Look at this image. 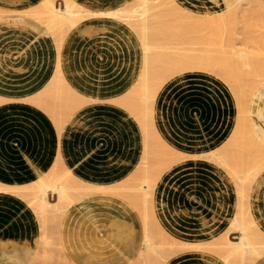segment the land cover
Returning <instances> with one entry per match:
<instances>
[{"label":"bare ground","instance_id":"6f19581e","mask_svg":"<svg viewBox=\"0 0 264 264\" xmlns=\"http://www.w3.org/2000/svg\"><path fill=\"white\" fill-rule=\"evenodd\" d=\"M97 18L115 25L117 34L114 41L96 45L106 48L103 55L87 41L104 29L93 27ZM258 21L264 25V0H130L114 5H92L88 0H0V23L26 25L38 34L53 36L55 69L44 83L43 93H37L32 101L50 115L59 136L70 114L92 101L107 100L127 110L144 144L140 163L127 178L114 184L99 182L98 177L90 182L86 178L95 175L92 169L79 161L76 167L71 166L60 152L53 159L59 168L54 166L49 176L36 170L28 186L0 181V193L21 196L32 217L41 223L40 233L32 240L0 238V264L5 259L12 264H165L170 254L183 250L209 253L220 264H264L260 221V202L264 200V53L258 49L264 46V36L251 30ZM195 30L201 35L192 36ZM70 39L91 68L115 64L124 50L126 55L139 53L138 77L116 83L121 93L105 99L93 94L95 86L85 74L76 82L71 80L64 56ZM250 42L257 44L253 45L259 51L251 50ZM200 43L215 48L193 46ZM190 70L222 78L237 108L226 142L199 154L223 169L236 191L235 209L222 231L212 229L215 215L201 218L203 227H211L207 238L187 235L175 226L176 217L166 207L160 183L167 168L187 155L160 126L159 96L168 80ZM248 77L253 80L247 81ZM3 101L0 98V103ZM90 111L85 113L91 116ZM112 170L107 175L113 181L124 176L125 170ZM114 196L132 217L112 214L106 224L99 225L93 217L84 216L70 228L66 225L73 208L80 211L78 206L85 199L108 204ZM0 216L2 222L6 215ZM48 223L56 225L49 227L56 228L52 234L56 241L49 239ZM107 249L119 253L108 256Z\"/></svg>","mask_w":264,"mask_h":264},{"label":"rangeland","instance_id":"374dc122","mask_svg":"<svg viewBox=\"0 0 264 264\" xmlns=\"http://www.w3.org/2000/svg\"><path fill=\"white\" fill-rule=\"evenodd\" d=\"M126 1L130 0H88L92 5L100 3L114 5ZM260 21L254 25L256 28L253 27L251 30L255 35L264 36V25ZM93 27L104 29L87 41L94 48L93 50L103 55L102 50L106 48H96V45L108 39L113 41L116 39L115 25L110 24L107 19L97 18L94 19ZM239 31L241 32L242 29ZM75 32H72L68 38H71ZM199 32L195 30L190 34L199 36L201 35ZM51 38L53 39L52 35L38 34L26 25L12 26L0 23V57H2L0 98L4 99L0 107L13 105L10 110L14 111L9 131L0 135L6 145H10L14 155L10 152H0V164L3 167L11 166L18 173L15 177L4 176L0 179L7 185L28 186L32 183V172L17 157L21 150L35 159L40 168H44L43 174L46 176H49V173L51 175L54 166L59 168L54 163L44 162L43 158L47 153L52 152L54 147L55 128L52 118L32 101L37 93H43L44 83L50 79L55 69L56 56ZM249 44L251 50H260L264 53V46L257 50L253 45L255 43ZM193 46L215 48L214 45L204 43ZM64 52L66 67L72 76L71 80L76 82L85 74L88 83L90 81V84L95 86L93 94L102 95V99L113 93H121L122 91L117 90L116 83L120 80L136 79L141 69L139 53L126 55L127 50L119 52L121 57L115 64H101L93 68L85 57L78 54L71 39ZM250 80H253V77L247 78V81ZM80 86L86 88V85L81 83ZM230 95L228 85L219 76L203 70H190L168 80L159 96L160 126L167 137L178 144V149L187 155L168 167L160 179L161 188L166 193V207L174 212L176 227L187 235L198 238H207L211 229L201 225L202 217L212 219V214L215 215L217 219H212V229L220 232L225 227L227 217L235 209L233 203L236 197L235 184L227 180L223 169L206 157L199 156L203 150L223 145L230 136L237 115L233 96ZM86 109H91V118H86ZM113 118L115 121L112 120ZM68 119L63 128V151L65 153L72 151L78 146L79 141L93 148V156L90 157L88 164L96 170L97 175L87 176L86 179L90 182H95L96 178L93 177H98L99 182H113V184L120 182L127 178L133 166H137L142 160L144 144L141 134L137 124L123 107L107 100L104 102L96 100L77 109ZM87 122L88 125L84 126ZM31 131H33L32 135ZM83 144L80 145L81 148L85 147ZM112 169L125 170L124 176L118 181H113L107 175ZM111 199L108 200V204L85 199L84 205L78 206L80 211L77 207L73 208L66 225L70 228L78 220H84V216L93 217L99 225L106 224L112 214L123 213L129 218L132 217L129 209L121 205L119 197L114 196ZM25 205L26 200L19 195L11 192L0 193V215H6V218L0 222V238L32 240L37 233H40V221L32 217L31 208ZM260 205L262 208L260 221L264 227V200ZM7 206L11 209L6 208ZM29 221L33 222V229L29 228ZM50 224L47 234L51 237H49L50 241H54L56 228L53 227L56 225ZM50 226H53V230L49 228ZM118 253L117 250H106L108 256ZM169 256L170 259L168 258L165 264H220L219 260L218 263L215 262L214 256L200 250H183ZM1 264H12V261L5 259Z\"/></svg>","mask_w":264,"mask_h":264},{"label":"crops","instance_id":"0c3cea01","mask_svg":"<svg viewBox=\"0 0 264 264\" xmlns=\"http://www.w3.org/2000/svg\"><path fill=\"white\" fill-rule=\"evenodd\" d=\"M2 64V57H0V65ZM98 95V94H96ZM13 107V105H5V106H2L0 107V135H3V134H6L8 131H9V127L10 125L12 124L11 121L13 120V114H14V111H11L10 109ZM91 113V112H90ZM91 116H88L86 118H91ZM81 120V119H80ZM85 120V119H83ZM52 124L55 128V136H54V143H53V150L52 152L50 153H47L43 158H44V162H49L50 164H52L54 162L53 159H55V157L57 156L58 152H60L64 157H65V160L67 162H69L71 164V166H77V162L79 161V164L80 165H83L84 167H87L88 169H92V171L95 173V169H93V167L91 168V166L88 164V161L90 159L91 156H93L92 154V151L93 148H89V146L85 143H81L80 141L78 142V146H75L72 151L70 152H67L65 153L63 151V129H62V133H61V136H59L58 134V128L56 127L55 123L53 122L52 120ZM80 125V124H79ZM88 125V122L86 124H84V126H87ZM33 131H31V135H32ZM35 134V133H34ZM59 140V141H57ZM57 141V142H56ZM81 144H83L82 146L84 148H81ZM9 145V144H8ZM6 145V142L4 141L3 138H0V152H10V153H13L12 150H11V147L10 145L8 146ZM57 145V146H56ZM56 151V152H55ZM27 152H25L24 150L20 151L19 152V155H17V157L25 163V167L29 169V171L32 172V178L34 177V174H35V171L38 170L40 171L41 173H43V169L44 168H40V166L36 163V160L35 159H32L30 156H28L26 154ZM14 155V153H13ZM79 158H81L80 160H78ZM82 162V163H80ZM78 164V165H79ZM13 174H12V173ZM84 171H81L80 174H82ZM95 175H97V173H95ZM4 176H7V177H15V176H18V173L11 167V166H1L0 164V179H2ZM91 176H94V175H91Z\"/></svg>","mask_w":264,"mask_h":264}]
</instances>
